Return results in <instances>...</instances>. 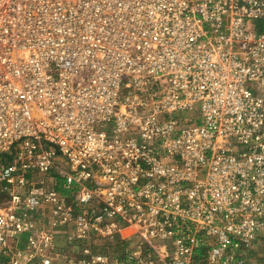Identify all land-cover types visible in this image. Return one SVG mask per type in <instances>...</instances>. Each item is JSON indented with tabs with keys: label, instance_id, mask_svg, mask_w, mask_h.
<instances>
[{
	"label": "built area",
	"instance_id": "built-area-1",
	"mask_svg": "<svg viewBox=\"0 0 264 264\" xmlns=\"http://www.w3.org/2000/svg\"><path fill=\"white\" fill-rule=\"evenodd\" d=\"M60 227L71 264H255L264 0H0V264Z\"/></svg>",
	"mask_w": 264,
	"mask_h": 264
},
{
	"label": "rangeland",
	"instance_id": "rangeland-1",
	"mask_svg": "<svg viewBox=\"0 0 264 264\" xmlns=\"http://www.w3.org/2000/svg\"><path fill=\"white\" fill-rule=\"evenodd\" d=\"M127 90V89H126ZM126 92V91H124ZM67 229V228H66ZM60 232L55 231V242H56V253L53 254L54 260L53 264H62V260L64 258L67 259V257H78L81 254L82 245L80 243L71 244L67 240V230H63L60 235H58ZM60 236V237H59ZM64 237H66V246L62 244V239L64 240ZM107 243L104 240L98 239L95 240L92 244V248L94 251H100V250H106L107 251ZM109 252H115V250L108 248Z\"/></svg>",
	"mask_w": 264,
	"mask_h": 264
},
{
	"label": "crops",
	"instance_id": "crops-1",
	"mask_svg": "<svg viewBox=\"0 0 264 264\" xmlns=\"http://www.w3.org/2000/svg\"><path fill=\"white\" fill-rule=\"evenodd\" d=\"M64 229L67 230L65 227H60L56 229V231L60 232L58 235H60ZM63 238L64 240L62 239V242H63L62 244L66 246L67 244L66 237L63 236ZM261 239H262V243H259L253 246V248L249 252V256H251V259L255 264H264V235L262 236ZM24 242H25V237H22L19 245L24 246ZM62 264H71V263L69 262L68 258L67 259L64 258L62 260Z\"/></svg>",
	"mask_w": 264,
	"mask_h": 264
},
{
	"label": "trees",
	"instance_id": "trees-1",
	"mask_svg": "<svg viewBox=\"0 0 264 264\" xmlns=\"http://www.w3.org/2000/svg\"><path fill=\"white\" fill-rule=\"evenodd\" d=\"M61 188V187H60Z\"/></svg>",
	"mask_w": 264,
	"mask_h": 264
}]
</instances>
